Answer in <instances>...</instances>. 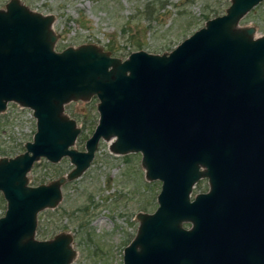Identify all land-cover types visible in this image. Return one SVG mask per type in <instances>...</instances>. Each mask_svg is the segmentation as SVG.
<instances>
[{
  "label": "water",
  "instance_id": "water-1",
  "mask_svg": "<svg viewBox=\"0 0 264 264\" xmlns=\"http://www.w3.org/2000/svg\"><path fill=\"white\" fill-rule=\"evenodd\" d=\"M262 1L230 0L171 50L125 58L94 43L57 50L53 15L20 0L0 8V112L16 102L36 125L22 152L0 156V264L71 262L69 234L34 238L37 214L57 205L101 138L114 153L140 152L145 178L161 182L155 210L136 215L123 264H251L253 229L264 232V34L239 20ZM92 96L98 120L77 149L81 127L64 104ZM42 156L74 167L29 185ZM201 179L208 190L191 197Z\"/></svg>",
  "mask_w": 264,
  "mask_h": 264
},
{
  "label": "rangeland",
  "instance_id": "rangeland-1",
  "mask_svg": "<svg viewBox=\"0 0 264 264\" xmlns=\"http://www.w3.org/2000/svg\"><path fill=\"white\" fill-rule=\"evenodd\" d=\"M8 0H0L4 8ZM31 10L53 15L51 27L58 34L54 47L94 43L112 55L125 58L143 49L162 53L222 14L230 0H20ZM240 26H254V36L264 34V0L246 12ZM97 97L71 100L64 111L81 131L73 146L84 149V141L98 120ZM29 107L9 101L0 112V156L24 150L35 131ZM85 137L81 138V134ZM110 140L100 139L88 168L61 186V199L54 208L37 215L35 237L52 239L69 234L75 254L69 264H123V248L134 237L139 212L151 213L157 206L161 182L148 181L140 152L114 153ZM5 150V151H4ZM6 153V154H3ZM74 165L68 156L50 163L42 156L28 172L29 185L48 184L67 174ZM208 190L206 179L192 188L191 197ZM6 202L0 193V217ZM188 227V224H185Z\"/></svg>",
  "mask_w": 264,
  "mask_h": 264
},
{
  "label": "flooded vegetation",
  "instance_id": "flooded-vegetation-1",
  "mask_svg": "<svg viewBox=\"0 0 264 264\" xmlns=\"http://www.w3.org/2000/svg\"><path fill=\"white\" fill-rule=\"evenodd\" d=\"M254 211H255V209H254ZM253 212H252L251 216H253ZM260 213H262V212H260ZM240 214L241 213L239 211L237 215H240ZM263 219H264V216H263ZM36 228H37V225H36ZM261 229H263V231H264V225H263V228L261 227ZM35 231H36V229H35ZM253 231H254V233H261V234H257V236H254L253 237L254 239L251 242V245H250L251 249H250V254H249L250 256H252L251 264H264V232L262 235V231L256 230L255 227H254ZM34 238L36 240L41 241L40 239H37L35 236H34ZM44 240H48V239H44Z\"/></svg>",
  "mask_w": 264,
  "mask_h": 264
},
{
  "label": "trees",
  "instance_id": "trees-1",
  "mask_svg": "<svg viewBox=\"0 0 264 264\" xmlns=\"http://www.w3.org/2000/svg\"><path fill=\"white\" fill-rule=\"evenodd\" d=\"M84 137H85V133H83V135L81 134V138H84ZM3 154H6V153H3Z\"/></svg>",
  "mask_w": 264,
  "mask_h": 264
}]
</instances>
